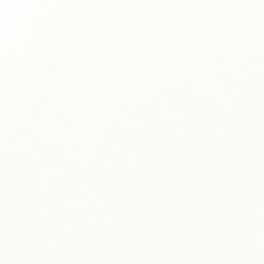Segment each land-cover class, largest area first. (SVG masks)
Here are the masks:
<instances>
[{
    "label": "snow or ice",
    "instance_id": "snow-or-ice-1",
    "mask_svg": "<svg viewBox=\"0 0 264 264\" xmlns=\"http://www.w3.org/2000/svg\"><path fill=\"white\" fill-rule=\"evenodd\" d=\"M0 264H264V0H0Z\"/></svg>",
    "mask_w": 264,
    "mask_h": 264
}]
</instances>
